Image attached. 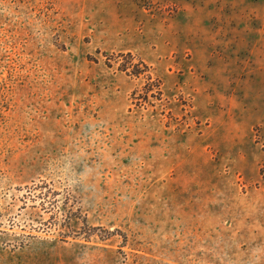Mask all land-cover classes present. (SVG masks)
Returning a JSON list of instances; mask_svg holds the SVG:
<instances>
[{
	"label": "rangeland",
	"instance_id": "374dc122",
	"mask_svg": "<svg viewBox=\"0 0 264 264\" xmlns=\"http://www.w3.org/2000/svg\"><path fill=\"white\" fill-rule=\"evenodd\" d=\"M0 264H264V0H0Z\"/></svg>",
	"mask_w": 264,
	"mask_h": 264
},
{
	"label": "trees",
	"instance_id": "16d2710c",
	"mask_svg": "<svg viewBox=\"0 0 264 264\" xmlns=\"http://www.w3.org/2000/svg\"><path fill=\"white\" fill-rule=\"evenodd\" d=\"M125 57L126 60L120 64V69L126 71L128 74L139 76L149 70V66L143 61L140 60L138 62H135V57L131 53L126 54ZM148 77L152 79L151 75H149ZM157 88L159 89V85ZM150 89L154 90L153 87Z\"/></svg>",
	"mask_w": 264,
	"mask_h": 264
}]
</instances>
